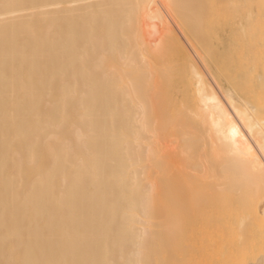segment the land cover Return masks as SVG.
I'll return each instance as SVG.
<instances>
[{
  "label": "bare ground",
  "instance_id": "1",
  "mask_svg": "<svg viewBox=\"0 0 264 264\" xmlns=\"http://www.w3.org/2000/svg\"><path fill=\"white\" fill-rule=\"evenodd\" d=\"M200 1L0 0V264H190L205 208L264 224V31Z\"/></svg>",
  "mask_w": 264,
  "mask_h": 264
},
{
  "label": "rangeland",
  "instance_id": "2",
  "mask_svg": "<svg viewBox=\"0 0 264 264\" xmlns=\"http://www.w3.org/2000/svg\"><path fill=\"white\" fill-rule=\"evenodd\" d=\"M208 1H210L211 3H207ZM206 0V3L209 5L210 4V6L208 7L207 6V4L205 3V0H204V3H201V2H203L202 0L200 1V6H202L203 4H206V5H204V6H206V8H209V9H206L205 8V10H204V7L202 8L203 10H204V13L205 14H202L201 16H203L202 18H203V20L202 19H200L201 18V16L199 17L198 16V18H199V20H201L200 22L198 21V18L196 19L197 20V22H199V23H202V26L200 27L203 31H204V29H205V27L207 26V28L205 29V31L207 32V29H208V32L207 33H213V32H215V33H219V31H221V30H223V28L225 29L226 28V30L228 31V32H230V30L232 31V27H234L233 29H236L237 31H239V32H237L236 30H233L232 32H234L235 31V33H240L241 31V29L240 28H238V26L236 27V22L238 21V22H244L243 24H250V23H254V21H255V23H254V26H253V23L252 24H250L252 27L251 28H253V30H252V32H249L247 29H249V25L246 27V31H248V33H254V32H260V31H264V2L262 1V0H253L254 2H252V0H238V2H236L235 3V5L233 4H231L232 6H229V4H227L228 6L226 7V8H224V4H226V2L222 5V3H223V1L224 0H222V3H221V1H220V4L219 5H221V6H223V9L222 10H220L219 8L221 7H219L218 9H219V11H218V9H216V6L215 5H217V7L219 6L218 4H214L215 2H214V0ZM225 1H227V2H229V0H225ZM212 2H213V4H212ZM217 2V1H216ZM217 3H219V2H217ZM242 3V4H241ZM202 4V5H201ZM239 4V5H238ZM248 4H250V5H248ZM213 5H214V7H215V9L217 10H215V9H212V7H213ZM242 5H245V6H242ZM199 6V7H200ZM233 6H234V8H233ZM257 6V7H256ZM211 7V8H210ZM229 7V8H228ZM230 7H232L233 8V10H231L230 9ZM241 7H243L244 9H241ZM201 9V8H200ZM200 9H199V15H200ZM201 9V10H202ZM224 9H226V12L228 13L226 16H228L227 17V19L225 18L226 16H224V15H222V12H223V14H224V12H225V10ZM250 10L249 12L251 13V15L252 16H254V17H257L256 19L254 18V17H252L253 19H254V21H251V19L250 20H245L244 18V16H245V14H246V12H248V11H246L245 12V10ZM206 10H210V12L209 11H206ZM212 10H213V12H212ZM215 10V11H214ZM224 10V11H223ZM230 11L232 12V13H230ZM207 12L209 13L208 15L209 16H207ZM212 12V13H211ZM220 12H221V14H220ZM225 12V13H226ZM235 12V13H234ZM201 13H203V12H201ZM215 13H218V15L217 14H215ZM240 13V14H239ZM211 14V15H210ZM230 14H232V15H230ZM239 14V15H238ZM204 15H205V17H204ZM214 16V20L216 21H214L213 20V16ZM220 15H221V17H220ZM222 16H224V19H223V17ZM231 16H233V17H231ZM242 16L244 17L243 19H242ZM209 17V18H208ZM211 17V18H210ZM220 17V18H219ZM234 17H236L235 18V20H233L234 19ZM216 18V19H215ZM218 18V19H217ZM233 18V19H232ZM259 18V19H258ZM262 18V19H261ZM206 19V20H205ZM210 19H212V21H211V23H210V21H208V20ZM226 19V20H225ZM231 19L234 21H232V23H234L235 24V26H234V24H232V26H229V27H231L230 28V30H229V27H228V25L230 24L231 25V23H229L230 21H231ZM240 19V20H239ZM252 19V20H253ZM219 20V21H218ZM225 20V22H223ZM204 21V22H203ZM206 21H208V22H206ZM228 21V22H227ZM251 21V22H250ZM259 21V22H258ZM220 22H223V24L224 23H228V25L227 26H225L226 24H224V25H222V23H220ZM206 23V24H205ZM207 23H210V24H207ZM217 23H218V25H217ZM221 24V26H223L222 27V29H221V26L220 27H218L220 24ZM216 24V25H215ZM256 24V25H255ZM208 26H210L209 28H208ZM211 26H212V28H211ZM203 27H204V29H203ZM215 28V29H214ZM218 28H220V29H218ZM228 28V29H227ZM226 30H223V31H221V32H227ZM250 31H251V29H249ZM201 31V30H200ZM204 31V32H205ZM222 33V34H223ZM219 34H221V33H219ZM225 36H227V35H225ZM224 36V37H225ZM199 38H200V36H198ZM222 46H226V43H224V45L223 44H221ZM221 47V46H220ZM235 60H237V57L235 56ZM235 65H238V63L236 62V64ZM254 65V64H253ZM252 64L251 65H249L250 67L251 66H253ZM256 66H254V67H256V69L259 71V70H263V67H260L261 65L262 66H264V64H258V63H256L255 64ZM258 65H260V66H258ZM249 66H247V67H249ZM258 66V67H257ZM249 67V68H250ZM260 71V73H262ZM237 81L235 82L236 83V87H237V89H241L242 87H245V86H247V85H250L251 83H252V81H254L253 80V77H249V78H246V77H238L237 79H236ZM254 83H255V81H254ZM264 83V82H263ZM253 84V83H252ZM252 84H251V86H252ZM251 100H252V98H250ZM253 99L254 100H252L253 102L252 103H255L256 101H257V103H259L260 102V104L262 103L263 104V98H256V99H259V100H255V98L253 97ZM262 99V100H261ZM249 100V99H248ZM247 100V101H248ZM250 101V100H249ZM259 101V102H258ZM251 102V101H250ZM228 194V193H227ZM226 194V195H227ZM229 195V198L228 199H230L231 197H230V194H228ZM213 205V204H212ZM235 205V204H234ZM233 205V206H234ZM239 205H240V207H241V205H242V203L241 204H238L236 207L238 208V210H239ZM244 206H245V210L247 209L246 207H248L249 208V206L247 205H245V204H243ZM222 204L220 205V208H218V204H217V206L216 207H211V206H209V207H211L212 209H214V210H210L211 208H205L204 209V213L205 212H208V211H210L211 213L212 212H215V213H212V215L215 217V215H217V217L219 218V217H222L223 216V219L222 218H219L220 219V221H219V219H217V217H213L214 219H217L216 221H215V223H214V220L213 221H211V223H214L215 225H216V222H217V225L216 226H219L218 227V229L220 228H222L223 229V232L224 233H222V237H221V232H222V230H220V231H218L217 230V227L216 226H214V228L211 226V223H209V226L212 228L210 231H209V229H210V227H209V229H208V227H207V229H208V231H207V233H210V235L208 234V236H206L207 235V233L205 232L207 229H205L206 228V226H208L206 223L205 224H203V229L205 230H203L202 229V231L205 233H201V235H197V234H195V232H197L196 230L198 229L197 228V224H196V228H194V232H192L193 233V235H192V238H188V240L187 241H189V244H188V246H192V245H194L193 244V240H191V239H194L195 240V238H196V240H198V237H199V241H197L196 242V240L194 241L195 242V244H197L198 245V243H199V245L197 246V248H196V245L193 247V248H195V249H193V251L191 252L192 253V255H191V253H188V254H186L187 256H189V259H191L190 261V264L192 263V264H219V262L221 263V262H224L225 264H242V262L245 260V258L244 257H246V260L243 262V264L244 263H246V262H248V263H246V264H251V263H253V264H255V262L258 260V258H264V237H262V236H264V224H261L259 221L257 222V221H249L248 223H246V227H245V232H244V230H243V234L241 233V236H243V235H245V237L243 236V237H241L240 236V234L239 235H236L235 234V230H236V228H237V224L235 223V221H237L236 219L237 218H235L234 219V217H236V216H234L235 214H237V215H239L238 213L239 212H241V211H243V212H241V213H246V211L243 209V206H242V209H240V211L238 212L237 210H233V206L232 205H230L229 207L231 208V206L233 207V208H229L228 207V205H226L225 207H227L226 208V210L228 211V212H230L229 214H227V212L224 214V213H222V212H225V211H223V209H224V207L222 206ZM235 207V208H236ZM215 208H218V209H220L219 211H218V209H217V211H215ZM236 208V209H237ZM207 209V211H205ZM230 209V210H229ZM250 209V208H249ZM232 211V212H231ZM249 210H247V212H248ZM234 212V213H233ZM235 212H237V213H235ZM234 215H233V214ZM210 214V213H209ZM229 216V218L227 217V215ZM231 214V215H230ZM211 215V214H210ZM219 215V216H218ZM221 215V216H220ZM234 217H233V216ZM231 216V217H230ZM225 217V218H224ZM212 218V219H213ZM223 221H222V220ZM228 219V220H227ZM230 219H234L235 221L234 222H232L233 220H230ZM226 221V222H225ZM205 222V220L202 222V223H204ZM220 222V223H219ZM228 222H230L229 223V226L226 224V223H228ZM232 222V223H231ZM202 223H199L200 225H201V228H202ZM222 223H223V225L224 224H226V225H224L225 227H221L222 226ZM256 223V224H255ZM259 223V224H258ZM214 224H212V225H214ZM220 224H221V226H220ZM253 224V225H252ZM254 224H255V227H253L254 226ZM204 225H206V226H204ZM236 225V226H235ZM258 225V226H257ZM263 225V226H262ZM195 226V225H194ZM228 226V227H227ZM235 226V228H233ZM251 226H252V228H251ZM226 227H227V230H226ZM232 227V228H231ZM262 227H263V229H262ZM253 229V230H250V229ZM256 229V230H255ZM260 229H262V231H260ZM215 230V231H214ZM250 230V231H249ZM192 231H193V229H192ZM201 231V232H202ZM227 233H226V232ZM231 231V232H230ZM218 232H219V234H218ZM247 232V233H246ZM257 232V233H256ZM214 234L213 235V237H212V235L211 234ZM252 233H253V235H252ZM254 233H255V237H254ZM260 233V234H259ZM203 234H204V236H203ZM216 234V235H215ZM232 234H233V236H232ZM251 234V235H250ZM263 234V235H262ZM197 235V236H196ZM193 236H195V238L193 237ZM206 236V237H205ZM251 236V237H250ZM263 238H261V237ZM204 237V238H203ZM238 239H237V238ZM254 237V238H253ZM203 238V240H201ZM245 240H244V239ZM213 240V241H210V240ZM216 239V240H215ZM240 239H242V240H240ZM259 239V240H258ZM260 239H262V240H260ZM205 240H207V241H205ZM218 240V241H217ZM249 240V241H248ZM255 240H258V242H256ZM192 241V242H191ZM202 241H205V243L206 244H208V246H207V248L205 249V247H204V245H206L205 243L203 244V242ZM214 241H215V245L213 244L214 243ZM245 241H247V242H245ZM261 241V242H260ZM211 242H212V244H211ZM219 242V243H218ZM244 242V243H243ZM217 243V244H216ZM263 244V245H262ZM210 245V246H209ZM212 245H213V247L215 248H212ZM217 245V246H216ZM259 245V246H258ZM245 246V247H244ZM263 246V247H262ZM200 247V248H199ZM204 247V248H203ZM219 247V248H218ZM244 247V248H243ZM252 247H254L255 248V250H258L257 252L255 251V250H253V252L251 251L253 248ZM257 247H259V249L257 248ZM202 248V249H201ZM210 248V249H209ZM257 248V249H256ZM190 249V248H189ZM192 249V248H191ZM190 249V250H191ZM199 249V252H197V250ZM212 249V250H211ZM243 250V251H240V250ZM247 250V251H245V250ZM249 249V250H248ZM186 250H188V247H187V249ZM190 250H188L189 252H190ZM209 250H210V252H209ZM223 250V251H222ZM202 251V252H201ZM214 251V252H213ZM217 251V252H216ZM223 253V255H222V253ZM251 252H252V254H251ZM187 253V252H186ZM220 253V254H219ZM255 254V255H254ZM258 254V255H257ZM246 255V256H245ZM250 255H251V257H250ZM253 255V256H252ZM178 256H181V255H179L178 254ZM239 256V257H238ZM248 257V258H247ZM252 257H254L255 259H253ZM242 258H244V259H242ZM249 258H250V260H249ZM189 259H188V257H186V263L189 261ZM255 261V262H252V261ZM251 261V262H250ZM175 262V264H182L181 263V260H180V258L179 257H177L176 258V261H174ZM189 264V263H188ZM221 264H223V263H221Z\"/></svg>",
  "mask_w": 264,
  "mask_h": 264
}]
</instances>
